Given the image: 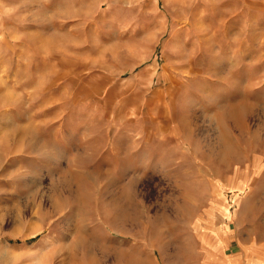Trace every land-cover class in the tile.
<instances>
[{
	"label": "rangeland",
	"instance_id": "rangeland-1",
	"mask_svg": "<svg viewBox=\"0 0 264 264\" xmlns=\"http://www.w3.org/2000/svg\"><path fill=\"white\" fill-rule=\"evenodd\" d=\"M0 264H264V0H0Z\"/></svg>",
	"mask_w": 264,
	"mask_h": 264
}]
</instances>
